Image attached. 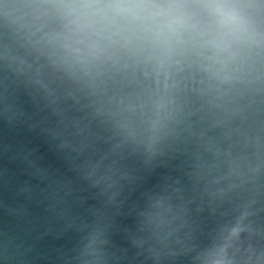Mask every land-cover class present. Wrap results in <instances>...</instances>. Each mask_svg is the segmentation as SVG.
I'll return each instance as SVG.
<instances>
[{"label": "water", "instance_id": "obj_1", "mask_svg": "<svg viewBox=\"0 0 264 264\" xmlns=\"http://www.w3.org/2000/svg\"><path fill=\"white\" fill-rule=\"evenodd\" d=\"M24 55L0 27V264H78L100 231L111 264H192L193 251L247 209L243 253L264 254V95L241 115L198 111L153 154L125 144L90 95ZM183 217L159 261L141 230L149 201Z\"/></svg>", "mask_w": 264, "mask_h": 264}, {"label": "clouds", "instance_id": "obj_2", "mask_svg": "<svg viewBox=\"0 0 264 264\" xmlns=\"http://www.w3.org/2000/svg\"><path fill=\"white\" fill-rule=\"evenodd\" d=\"M0 27L24 55L21 74L45 68L85 90L125 144L155 154L198 111L239 116L264 95V0H0ZM247 209L192 250V264H264L241 251ZM182 215L153 197L141 230L159 261ZM103 233L85 237L78 264H111Z\"/></svg>", "mask_w": 264, "mask_h": 264}]
</instances>
